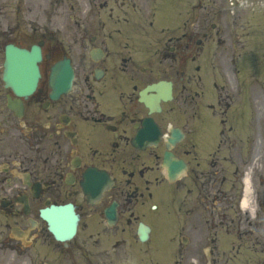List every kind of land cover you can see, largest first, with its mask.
Segmentation results:
<instances>
[{
	"label": "flooded vegetation",
	"instance_id": "obj_1",
	"mask_svg": "<svg viewBox=\"0 0 264 264\" xmlns=\"http://www.w3.org/2000/svg\"><path fill=\"white\" fill-rule=\"evenodd\" d=\"M93 1L49 20L22 116L0 109V264H232L245 245L259 250V101L249 115L241 85L197 91L196 0ZM65 57L75 84L54 100L50 74ZM66 205L79 222L59 241L41 213Z\"/></svg>",
	"mask_w": 264,
	"mask_h": 264
},
{
	"label": "rangeland",
	"instance_id": "obj_2",
	"mask_svg": "<svg viewBox=\"0 0 264 264\" xmlns=\"http://www.w3.org/2000/svg\"><path fill=\"white\" fill-rule=\"evenodd\" d=\"M57 1L61 2L60 0H0V24L3 25V28L2 25L0 26V80L4 62V43L15 40L30 45L33 40L32 28H35L36 23L29 19L28 12L33 8L34 12L41 13L43 8H54ZM68 3L77 7L84 5L89 12L91 10L93 12V7L97 5L93 0H72ZM44 11L49 15V11L45 9ZM195 16L199 22L213 23L216 26V31L212 30L213 39H219L224 52L231 53L236 58L237 61L232 59L235 64L229 67V64H226L228 59L225 57L226 74L229 69L232 70L234 67L235 69L242 67L247 70V73H255L254 76L258 78L257 82L260 83V88L258 86L254 95L259 99L260 104L264 105V102L260 100V96L264 92V0H196ZM59 20L60 17L56 18V21ZM18 26L20 27L18 28ZM216 33L218 38L214 37ZM3 40L5 41L3 42ZM201 67H204V70L197 76L196 88L198 91L201 90V93L205 92L209 95L207 82L213 80L215 75V79L222 80L218 83L223 84L226 74L214 72L206 63ZM200 78L203 79V82L205 81V84L199 81ZM219 86L221 85L219 84ZM245 93L246 91H244V96ZM215 98H217L216 93ZM202 99L207 102L210 100L208 96H204ZM249 100V95H247L246 105ZM259 140H261L259 152L262 166L254 170L253 178L258 176L261 179L264 173V128L263 138ZM256 184L257 191L263 192L264 185L259 181H256ZM238 260V264H264V252L260 251L259 254H256L253 251L245 250L241 252Z\"/></svg>",
	"mask_w": 264,
	"mask_h": 264
},
{
	"label": "water",
	"instance_id": "obj_3",
	"mask_svg": "<svg viewBox=\"0 0 264 264\" xmlns=\"http://www.w3.org/2000/svg\"><path fill=\"white\" fill-rule=\"evenodd\" d=\"M41 60L39 48H33L27 52L12 46L7 48V60L5 63L4 81L7 87H11L19 95L31 93L39 79L38 63ZM72 82V73L67 65H58L53 72L52 84L54 97L66 92ZM11 105V104H10ZM70 208H52L43 213L50 221L51 228L60 239L63 235L74 233L76 219L70 214Z\"/></svg>",
	"mask_w": 264,
	"mask_h": 264
},
{
	"label": "bare ground",
	"instance_id": "obj_4",
	"mask_svg": "<svg viewBox=\"0 0 264 264\" xmlns=\"http://www.w3.org/2000/svg\"><path fill=\"white\" fill-rule=\"evenodd\" d=\"M246 194L249 195V187H248V189H247V191H246Z\"/></svg>",
	"mask_w": 264,
	"mask_h": 264
}]
</instances>
